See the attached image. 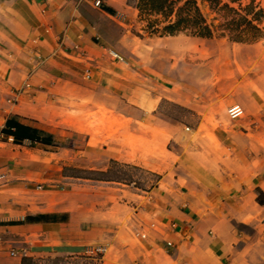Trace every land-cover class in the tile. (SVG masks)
I'll return each mask as SVG.
<instances>
[{
  "label": "crops",
  "instance_id": "obj_1",
  "mask_svg": "<svg viewBox=\"0 0 264 264\" xmlns=\"http://www.w3.org/2000/svg\"><path fill=\"white\" fill-rule=\"evenodd\" d=\"M94 1L0 0V264L98 247L101 264H264V103L249 92L237 124L226 114L231 91L159 85L137 54L117 50L137 10L129 0ZM163 99L189 111L194 128L162 114ZM80 104L152 131L164 120L163 135L144 136L146 154L130 130L131 147L89 135L80 151L90 171L120 162L158 174L155 187L85 179L106 191L66 202L29 197L62 178L59 118ZM7 119L53 144L15 143L1 133Z\"/></svg>",
  "mask_w": 264,
  "mask_h": 264
},
{
  "label": "rangeland",
  "instance_id": "obj_2",
  "mask_svg": "<svg viewBox=\"0 0 264 264\" xmlns=\"http://www.w3.org/2000/svg\"><path fill=\"white\" fill-rule=\"evenodd\" d=\"M256 1L264 9V0ZM143 25L144 23L139 20L137 12L134 24L128 28L132 35L127 34L124 40L118 44L117 50L124 56H130L133 52L137 54L140 68L150 71L159 85L166 88L171 85V80L177 79L192 88L199 87L205 91H210L212 88L217 92L231 91L232 103L239 104L241 107L242 103L247 102L248 93L253 92L258 95V100L264 103V39L253 44H240L230 42L226 38L199 39L185 34L173 37L147 36L142 31ZM261 26L264 27V21ZM137 33L141 34L142 38L138 37ZM109 37L111 38L113 35L110 33ZM82 106L83 104L77 106L76 111L70 116L66 114L59 118L60 124L57 128L55 146L59 147L61 156L64 157L60 163V177L62 178L56 186L44 185L37 188L29 197L42 196L43 194V196L66 202L68 198L81 200L90 198L92 194H95L96 198L102 196L101 192H105L106 189L100 188V185H107L93 184L82 178L100 177L96 172H89L85 157L80 152L89 135L95 137V144H99V139L102 138L118 139L128 148L131 147L133 141L128 139L131 135H128L127 131H134L141 137L138 144L134 137L132 147L134 150L146 154L149 150L153 151V148L148 147V143L144 142L148 134L153 131L156 136L164 134L159 129L165 127L163 119L156 124V129L152 131V125L131 123L117 115L116 112H111L103 107L89 111L82 109ZM93 106L97 105L93 103ZM159 110L162 114L175 120L187 122L190 128H194V117L179 105L163 99ZM244 115L245 112L240 118L233 121L240 124ZM160 142L162 140L156 137V153L160 152ZM68 149L70 150L69 154ZM68 157L71 160L68 161ZM106 177L118 180L117 182L123 184L134 182L135 186L142 190L155 187L160 180L158 174L143 168L112 161L109 163ZM91 185L98 186L90 188ZM108 186L120 187L114 184H108ZM89 191H93V193L90 194ZM90 253L87 251L73 256L47 255L36 258L35 263L99 264V260L88 258L87 255ZM94 253L101 254L100 252Z\"/></svg>",
  "mask_w": 264,
  "mask_h": 264
},
{
  "label": "trees",
  "instance_id": "obj_3",
  "mask_svg": "<svg viewBox=\"0 0 264 264\" xmlns=\"http://www.w3.org/2000/svg\"><path fill=\"white\" fill-rule=\"evenodd\" d=\"M129 3L137 10L139 20L144 23L142 31L147 36L173 37L185 34L199 39L226 38L240 44H253L264 39V27L261 26L264 9L256 0H129ZM137 36L142 38L139 33ZM1 133L12 136L15 143L27 139L45 145L53 144L51 135L11 119L6 120ZM108 171L109 168L95 171L100 177L82 178L118 181L106 177ZM261 195L259 191L258 198ZM87 256L99 260L101 264V254L90 253ZM21 260V264H36V258L33 257L25 256Z\"/></svg>",
  "mask_w": 264,
  "mask_h": 264
},
{
  "label": "built area",
  "instance_id": "obj_4",
  "mask_svg": "<svg viewBox=\"0 0 264 264\" xmlns=\"http://www.w3.org/2000/svg\"><path fill=\"white\" fill-rule=\"evenodd\" d=\"M94 5L95 6H99L100 5V1L99 0H95L94 1ZM243 108L239 105V104H231L230 106L227 107L226 109V114L228 116L229 119L231 120H235L240 118L243 115ZM89 252L93 253V252H102V248L98 247L95 249H91Z\"/></svg>",
  "mask_w": 264,
  "mask_h": 264
}]
</instances>
